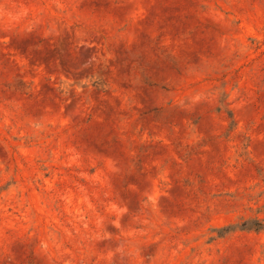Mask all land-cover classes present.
I'll return each instance as SVG.
<instances>
[{
	"label": "rangeland",
	"instance_id": "obj_1",
	"mask_svg": "<svg viewBox=\"0 0 264 264\" xmlns=\"http://www.w3.org/2000/svg\"><path fill=\"white\" fill-rule=\"evenodd\" d=\"M0 264H264V0H0Z\"/></svg>",
	"mask_w": 264,
	"mask_h": 264
},
{
	"label": "trees",
	"instance_id": "obj_2",
	"mask_svg": "<svg viewBox=\"0 0 264 264\" xmlns=\"http://www.w3.org/2000/svg\"><path fill=\"white\" fill-rule=\"evenodd\" d=\"M243 229H246V228H243ZM231 230H232L231 228H223V229L218 230V233L220 236H222L224 233L231 231Z\"/></svg>",
	"mask_w": 264,
	"mask_h": 264
}]
</instances>
